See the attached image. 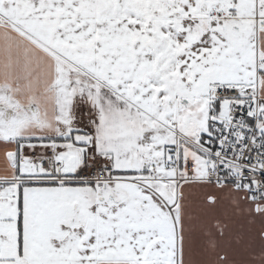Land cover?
Wrapping results in <instances>:
<instances>
[{
  "label": "snow or ice",
  "instance_id": "snow-or-ice-1",
  "mask_svg": "<svg viewBox=\"0 0 264 264\" xmlns=\"http://www.w3.org/2000/svg\"><path fill=\"white\" fill-rule=\"evenodd\" d=\"M0 69V264H264V0H0Z\"/></svg>",
  "mask_w": 264,
  "mask_h": 264
},
{
  "label": "crops",
  "instance_id": "crops-1",
  "mask_svg": "<svg viewBox=\"0 0 264 264\" xmlns=\"http://www.w3.org/2000/svg\"><path fill=\"white\" fill-rule=\"evenodd\" d=\"M0 71H2V69H0ZM5 174H7V173H6V171H5V167H4L3 152L0 151V176H3V175H5ZM242 223H243V221H238V222H237L236 230H237L238 232H243V231H244V229H242V228L240 227V225H241Z\"/></svg>",
  "mask_w": 264,
  "mask_h": 264
}]
</instances>
